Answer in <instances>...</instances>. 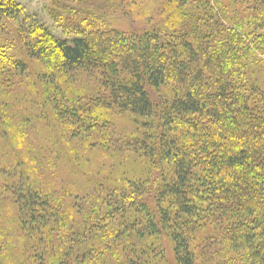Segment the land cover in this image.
I'll use <instances>...</instances> for the list:
<instances>
[{"label": "trees", "instance_id": "obj_1", "mask_svg": "<svg viewBox=\"0 0 264 264\" xmlns=\"http://www.w3.org/2000/svg\"><path fill=\"white\" fill-rule=\"evenodd\" d=\"M166 2L164 27L142 34L85 21L68 40L42 24L20 25L27 54L50 66L53 88L72 73L100 74L102 95L66 114L96 131L111 128L99 113L108 110L118 121L104 143L141 152L160 172L150 190L131 184L70 201L20 184L27 261L165 264L164 236L175 264H264V88L255 80L264 70V0L250 28L217 36L205 32L221 14L211 0ZM0 15L18 20L24 10L0 0Z\"/></svg>", "mask_w": 264, "mask_h": 264}, {"label": "rangeland", "instance_id": "obj_2", "mask_svg": "<svg viewBox=\"0 0 264 264\" xmlns=\"http://www.w3.org/2000/svg\"><path fill=\"white\" fill-rule=\"evenodd\" d=\"M258 2L211 0L213 8L221 14L212 23L215 26L206 24L205 32L217 36L216 32L223 34L226 29L250 28ZM18 3L24 10L23 17L17 20L11 15H0V109H3L0 110V260L2 264H38L27 261L26 241L16 218L15 192L20 184H36L70 201L77 195L111 194L116 187L133 190L131 184L150 190L159 181L160 172L141 152L129 148L117 152L111 144L104 143L103 139L113 133V125L118 121L108 110L100 109L99 113L111 123V128L106 125L96 131H89L84 119L66 114L68 108L85 105L93 96L102 95L100 74L72 73L63 80V85L53 88L47 82L50 66L27 54L20 25L42 24L55 37L68 40L77 33L79 25L89 21H97L109 30L142 34L164 27L168 16L165 5L169 4L166 0H18ZM18 60L26 64L25 71L14 69ZM255 80L264 88V70ZM118 124L126 133L132 129L128 122ZM72 132L79 136L71 138ZM83 203L77 199L78 205ZM215 233L220 244L222 232ZM158 242L165 264H175L172 242L164 236Z\"/></svg>", "mask_w": 264, "mask_h": 264}]
</instances>
